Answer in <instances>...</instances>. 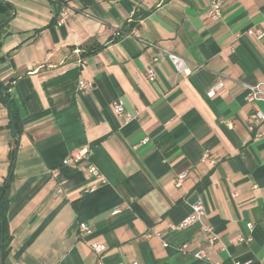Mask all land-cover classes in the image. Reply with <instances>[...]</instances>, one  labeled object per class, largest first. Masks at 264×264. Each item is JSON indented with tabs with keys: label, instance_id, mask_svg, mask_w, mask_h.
Masks as SVG:
<instances>
[{
	"label": "crops",
	"instance_id": "0c3cea01",
	"mask_svg": "<svg viewBox=\"0 0 264 264\" xmlns=\"http://www.w3.org/2000/svg\"><path fill=\"white\" fill-rule=\"evenodd\" d=\"M214 1L0 0L10 5L0 82L22 121L16 138L0 100V188L17 147L3 264H264V138L248 128L245 87L264 83V39L246 35L264 29V0H224L218 21L207 16ZM62 4L73 9L59 27ZM135 13L147 15L131 27ZM80 80L93 90L79 91ZM84 148L106 180L90 193L98 181L86 164L63 166ZM197 198L202 221L179 228ZM80 223L92 231L82 239ZM203 225L219 238L213 247ZM200 251L208 261L194 257Z\"/></svg>",
	"mask_w": 264,
	"mask_h": 264
},
{
	"label": "built area",
	"instance_id": "2783aa9c",
	"mask_svg": "<svg viewBox=\"0 0 264 264\" xmlns=\"http://www.w3.org/2000/svg\"><path fill=\"white\" fill-rule=\"evenodd\" d=\"M223 5L224 0H215L213 3H211L208 11L207 16L209 19L218 21L222 19L223 16ZM72 6L69 4H62L56 25L62 26L64 25L71 12H72ZM246 35L252 39H255L257 41H262L264 39V29L260 27H254L249 29L246 32ZM165 54H167L173 63L176 71L178 73H183L186 75L190 74V70L187 67L186 61L177 56L174 55L168 51H164ZM147 79L151 82L156 80V74L153 69H149L147 72ZM223 87V82H219L216 85H214L207 93L208 97L212 98L216 95V93ZM245 87L248 90V94L246 97L247 102L252 107V112L249 115L247 119V125L249 130L254 133L255 139H263L264 133H262L259 129L264 127V109H260L257 105L259 103H262L264 105V83H258L256 85H245ZM79 91H91L93 90V83L85 80H80ZM114 112L125 119V121L128 123L130 122L134 117L131 116L129 113L125 111V108L122 104L115 102L113 104ZM149 141V139H144L143 144H146ZM92 155V151L89 148L84 149H77L71 151L63 160V166L68 170H76L79 169L82 164H86L85 168L88 172V174L95 178L98 182L95 185H92L89 187L86 192H94L99 185L106 184V180L103 177L102 173L100 172L99 168L90 160V157ZM210 159V155L208 152H205L202 158V162H206ZM212 163H216L215 160H212ZM186 178V173L183 172L180 175H178L176 179V186L180 187L183 183V181ZM205 208L202 202L201 198H197V200L192 204V213L181 223L179 228H186L194 223L201 222L202 217L204 215ZM249 228L252 229V225H249ZM203 230L207 234V243L209 247H213L217 241L219 240L218 236L214 232V230L208 226L203 225ZM91 228L86 223H80L79 230H78V237L80 239L87 237L91 234ZM238 241L240 242H249L251 239H245L244 237H239ZM91 249L93 252H95L98 255H101L106 250V245L102 243H92ZM194 257L201 261H208V255L205 251H200L194 255ZM97 264H105L101 260L97 262ZM130 264H140L136 261L131 262ZM234 264H240V263H234Z\"/></svg>",
	"mask_w": 264,
	"mask_h": 264
},
{
	"label": "trees",
	"instance_id": "16d2710c",
	"mask_svg": "<svg viewBox=\"0 0 264 264\" xmlns=\"http://www.w3.org/2000/svg\"><path fill=\"white\" fill-rule=\"evenodd\" d=\"M9 15H10V5L7 3L0 2V16L2 17V21L0 24V37L2 35V31L5 28V26L9 23ZM147 13H135L131 22L130 26L133 27L139 20H141L144 16H146ZM7 17V18H6ZM2 44L0 43V52H1ZM103 48L102 45H98L96 47H92L86 52H82V56L85 55H91ZM4 61V58L0 55V64ZM0 100L1 102L7 106L9 112H11L13 117V123H11L14 126L18 136H20L22 132V121L21 116L19 113L18 108L16 107L13 99L10 95V84L6 83H0ZM17 147H15L10 153H9V161H10V169L9 174L7 178L4 180L3 185L0 188V207L3 211V218H4V225L3 228L1 226L0 222V241L1 238H4V254L6 255L7 248L9 246L11 236L9 234V228H8V222L6 218V213L9 205V188H10V182L12 179V170L14 167V161H15V155H16Z\"/></svg>",
	"mask_w": 264,
	"mask_h": 264
},
{
	"label": "water",
	"instance_id": "95a60500",
	"mask_svg": "<svg viewBox=\"0 0 264 264\" xmlns=\"http://www.w3.org/2000/svg\"><path fill=\"white\" fill-rule=\"evenodd\" d=\"M9 115H10L11 123H13V117H12L11 112H9ZM12 131H13L14 136L16 138H18V134H17V132H16V130H15L13 125H12ZM0 222H1V226L3 228L4 218H3V211H2L1 207H0ZM3 261H4V238L2 237L1 238V243H0V264H3Z\"/></svg>",
	"mask_w": 264,
	"mask_h": 264
}]
</instances>
